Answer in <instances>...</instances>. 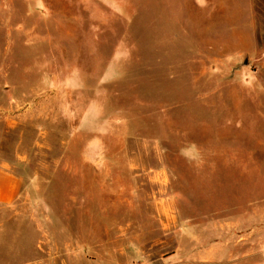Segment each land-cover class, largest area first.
Segmentation results:
<instances>
[{
	"label": "rangeland",
	"instance_id": "374dc122",
	"mask_svg": "<svg viewBox=\"0 0 264 264\" xmlns=\"http://www.w3.org/2000/svg\"><path fill=\"white\" fill-rule=\"evenodd\" d=\"M260 5L0 0V264H264Z\"/></svg>",
	"mask_w": 264,
	"mask_h": 264
},
{
	"label": "crops",
	"instance_id": "0c3cea01",
	"mask_svg": "<svg viewBox=\"0 0 264 264\" xmlns=\"http://www.w3.org/2000/svg\"><path fill=\"white\" fill-rule=\"evenodd\" d=\"M253 11L255 17H262L264 19V5H260L259 9L255 8L254 10L253 8ZM21 186V177L5 166L0 165V206L12 205L19 197ZM171 257L166 256L163 260L168 261Z\"/></svg>",
	"mask_w": 264,
	"mask_h": 264
}]
</instances>
